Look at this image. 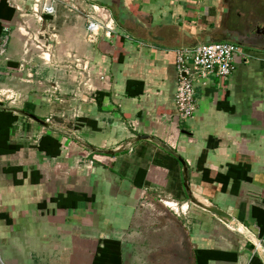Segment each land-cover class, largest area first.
<instances>
[{
    "label": "crops",
    "instance_id": "crops-1",
    "mask_svg": "<svg viewBox=\"0 0 264 264\" xmlns=\"http://www.w3.org/2000/svg\"><path fill=\"white\" fill-rule=\"evenodd\" d=\"M6 1L0 264H93L105 239L120 241L123 264H197L198 249L235 253L208 264H264V0H61L37 27L48 34L46 79L23 35L34 0ZM66 2L98 3L112 35L89 43ZM208 37L241 53L229 78L197 84L196 112L181 119L176 49ZM160 204L170 209L156 212L160 224L142 227Z\"/></svg>",
    "mask_w": 264,
    "mask_h": 264
},
{
    "label": "built area",
    "instance_id": "built-area-1",
    "mask_svg": "<svg viewBox=\"0 0 264 264\" xmlns=\"http://www.w3.org/2000/svg\"><path fill=\"white\" fill-rule=\"evenodd\" d=\"M61 0H34L31 6L32 12L35 15V19L38 23L44 22V16H55L58 12V4ZM66 8L70 12H76L83 14L85 18V37L89 43H95L101 32L105 30L108 36H111L115 30L114 19L111 14L107 13L98 3L91 2L90 8L87 12L76 5V3L66 2ZM19 10H22L21 6H18ZM25 27H27L26 34L30 33V26L28 22L24 21ZM4 31H8L7 28ZM45 31L34 32V40L40 44ZM45 36V35H44ZM52 37V35H49ZM9 37L5 34L0 35V57L6 55L7 45ZM43 41V40H42ZM44 43L40 45L45 46ZM28 45L29 42H28ZM27 47V43H25ZM38 46V45H37ZM40 46H38L39 48ZM27 51V49H26ZM44 52L43 57L45 58ZM241 53V47L239 44L229 41H213L208 43H201L192 47H179L176 49V67L178 72V85L175 95V103L178 109V113L181 119H188L194 116L197 109L196 102V88L197 84H208L211 77H218L222 80L229 78L232 75L235 59L237 55ZM51 61V60H50ZM80 59H77V63ZM27 60H23L20 66V70L23 72L25 69H30ZM85 69L87 67L84 66ZM88 79L90 78L89 72ZM93 90L92 86L90 87ZM168 203L171 209L177 214L186 213L188 205H180L178 202H165Z\"/></svg>",
    "mask_w": 264,
    "mask_h": 264
},
{
    "label": "rangeland",
    "instance_id": "rangeland-1",
    "mask_svg": "<svg viewBox=\"0 0 264 264\" xmlns=\"http://www.w3.org/2000/svg\"><path fill=\"white\" fill-rule=\"evenodd\" d=\"M34 15V13L32 12V10H31V16H25V18H23L24 19V21H26V22H28V25L30 26L28 29H30V33L32 34V36L34 35V32H37V31H41V32H43V29H38L37 27H41L42 26V24H43V22H41V23H38L37 21H36V19L34 20V21H36V25H34L33 24V22H32V20L31 19H33V16ZM22 25H25L24 24V22L22 23ZM35 30H37V31H35ZM24 34L23 35H25L24 36V40H26V42L28 41L29 42V44L32 46V49L34 50V52H35V55H36V57H37V59H38V63L40 64V65H43V75L45 76V79L47 78L46 76H47V70H48V68H47V64L48 63H50V60H51V56H50V60H48V59H45V58H42L44 55H43V53L44 52H50V50H49V44H48V41H47V36H48V34L46 33V32H44V34L43 35H40V37L42 38V40L43 41H45L46 43H45V46L44 45H40L41 43H44L42 40H40V44H38V42L37 41H35L34 40V37H32L30 34H26L25 32H23ZM45 35V36H44ZM26 38V39H25ZM13 40V39H12ZM40 46L39 48H38V46ZM51 53V52H50ZM4 58H5V56H3V57H0V59H2V60H4ZM166 204V203H165ZM166 206H168V207H170L169 206V204L167 203L166 204ZM171 208V207H170ZM157 210H154V208H149V210H146V214L144 215V216H141V218H139V222H140V224H142V227L145 225V224H147V222L148 221H151V222H153V223H156V225H158V224H160V220L158 219V217L157 216H155V214H156V212L159 210V209H168V210H170L169 208H166L165 207V205H162V204H160V206L158 207V208H156ZM170 213H174L172 210H171V212H168V217L171 219V220H173V221H169V222H167V223H165V224H169L168 226H169V229L171 230L170 232H169V236H168V239L170 240H173V239H176L177 238V232H176V229H175V226H174V222H175V217L176 216H174V214H173V216L174 217H172L171 215H170ZM176 215V214H175ZM167 216V215H166ZM165 216V217H166ZM141 227V228H142ZM144 234V231H142V233H141V235H143ZM146 234H148V232H146ZM149 235V234H148ZM151 235H154L155 236V238L157 237V238H160V236L159 235H161L162 236V233H160L159 232V229L156 231V232H151Z\"/></svg>",
    "mask_w": 264,
    "mask_h": 264
},
{
    "label": "trees",
    "instance_id": "trees-1",
    "mask_svg": "<svg viewBox=\"0 0 264 264\" xmlns=\"http://www.w3.org/2000/svg\"><path fill=\"white\" fill-rule=\"evenodd\" d=\"M4 5L8 6L6 0L0 1V7ZM14 9H10L11 14L14 15ZM0 35H2V25L0 24ZM206 172V171H205ZM222 177H220L221 179ZM249 178V177H247ZM226 182V181H225ZM260 235H264V227L260 232ZM235 257V253L224 252L219 250H205L198 249L196 252L197 264H208V260H232ZM235 259V258H234ZM93 264H123L122 262V248L120 241L105 239L103 246L98 247L97 254L95 255Z\"/></svg>",
    "mask_w": 264,
    "mask_h": 264
},
{
    "label": "water",
    "instance_id": "water-1",
    "mask_svg": "<svg viewBox=\"0 0 264 264\" xmlns=\"http://www.w3.org/2000/svg\"><path fill=\"white\" fill-rule=\"evenodd\" d=\"M260 27H258V29H257V32H259V31H263V29H259ZM208 42H213V41H211V39L208 37V38H206L204 41H203V43H208ZM236 43V42H235ZM201 44V43H200ZM238 44V43H237ZM24 113H26V115H28V116H30L32 119H34L35 121H37V122H40V123H42V124H45V121H43L42 119H40L38 116H36L35 114H32V113H28V112H25L24 111ZM213 212H215L217 215H219L224 221H227V222H231L232 220H233V218L230 216V215H228L227 213H225V212H223V211H221V210H219V209H213ZM236 227H238L239 229H240V227H239V225H236Z\"/></svg>",
    "mask_w": 264,
    "mask_h": 264
},
{
    "label": "bare ground",
    "instance_id": "bare-ground-1",
    "mask_svg": "<svg viewBox=\"0 0 264 264\" xmlns=\"http://www.w3.org/2000/svg\"><path fill=\"white\" fill-rule=\"evenodd\" d=\"M45 57L48 59L49 58V53H45Z\"/></svg>",
    "mask_w": 264,
    "mask_h": 264
}]
</instances>
